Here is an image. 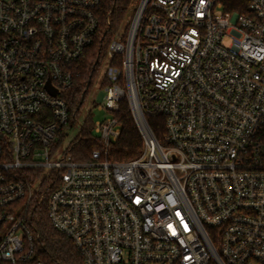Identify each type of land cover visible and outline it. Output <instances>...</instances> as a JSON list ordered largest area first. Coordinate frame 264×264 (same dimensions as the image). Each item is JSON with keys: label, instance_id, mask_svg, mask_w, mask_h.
Here are the masks:
<instances>
[{"label": "built area", "instance_id": "built-area-1", "mask_svg": "<svg viewBox=\"0 0 264 264\" xmlns=\"http://www.w3.org/2000/svg\"><path fill=\"white\" fill-rule=\"evenodd\" d=\"M100 3L0 0V264H45L42 205L83 264H264V0H137L106 52L99 148L55 161L76 64L105 38ZM124 100L144 145L115 161Z\"/></svg>", "mask_w": 264, "mask_h": 264}, {"label": "trees", "instance_id": "trees-1", "mask_svg": "<svg viewBox=\"0 0 264 264\" xmlns=\"http://www.w3.org/2000/svg\"><path fill=\"white\" fill-rule=\"evenodd\" d=\"M135 0H101L100 17L102 20V33L105 36L101 42L91 46L83 58L76 64L77 77L74 86L65 92V98L71 109L81 106V101L86 95L85 89L90 85V78L96 66L106 52L111 38L115 36L129 15L132 3ZM226 8L235 9L238 0H224ZM109 19V24H107ZM128 25V24H127ZM126 26L124 28L126 29ZM115 116L121 126L118 139L112 143L108 151V157L115 161H128L137 158L143 150V138L133 118L126 100L121 101ZM147 123L155 137L161 140L164 128V119L161 116L147 117ZM91 121L81 126V135L74 142L70 150L71 155L77 161H88L92 157L94 149L99 145L92 134ZM34 225L36 249L39 258L45 264H83L82 258L74 243L65 235L57 231L47 219L45 205L34 211L31 216Z\"/></svg>", "mask_w": 264, "mask_h": 264}, {"label": "rangeland", "instance_id": "rangeland-1", "mask_svg": "<svg viewBox=\"0 0 264 264\" xmlns=\"http://www.w3.org/2000/svg\"><path fill=\"white\" fill-rule=\"evenodd\" d=\"M136 1H133L131 10L129 12V15L127 16L124 26L127 27L126 29L124 26H121L114 37L111 39H122L126 40L129 34V28L131 20L134 16L135 9H136ZM108 49V48H107ZM107 52V50H106ZM106 52L103 54L102 58L100 59L99 63L96 66V70L94 71V74H92V77L90 78V85L88 86V90L86 91V95L84 98V102L82 103L80 107V111L76 115V119H71L67 130L65 133H68V135H65L62 137L61 142H59L58 145V151L55 155H53L52 159L57 161L59 159V155H64V150L66 148H69L72 143L77 141L81 135V125L85 124L86 122L91 121L92 124L100 121H104L107 118H110L113 116V114L104 109L99 110L98 105H103L104 102L100 99L101 92L104 91V78H105V72L107 68L110 65L109 59H106ZM92 134L94 136L99 137V134H97L92 129ZM40 176H43L41 173ZM24 201L21 203V205L15 210L14 214L17 216L18 212L22 209L24 206Z\"/></svg>", "mask_w": 264, "mask_h": 264}, {"label": "water", "instance_id": "water-1", "mask_svg": "<svg viewBox=\"0 0 264 264\" xmlns=\"http://www.w3.org/2000/svg\"><path fill=\"white\" fill-rule=\"evenodd\" d=\"M48 88H49V90H50V92H51V94L52 95H56V89H51V87L50 86H48ZM83 103V100L81 101V104Z\"/></svg>", "mask_w": 264, "mask_h": 264}]
</instances>
